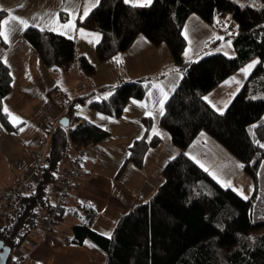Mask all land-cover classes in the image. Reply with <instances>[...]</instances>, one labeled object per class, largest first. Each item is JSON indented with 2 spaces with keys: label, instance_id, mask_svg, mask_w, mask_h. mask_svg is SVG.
<instances>
[{
  "label": "trees",
  "instance_id": "obj_1",
  "mask_svg": "<svg viewBox=\"0 0 264 264\" xmlns=\"http://www.w3.org/2000/svg\"><path fill=\"white\" fill-rule=\"evenodd\" d=\"M191 14L217 30L233 26L224 38L231 40L235 55L215 52L197 60L184 58L187 42L182 30ZM5 15L0 9V21ZM80 24L100 34L95 46L99 61L126 51L138 35L155 46L168 47L181 77L164 104L159 125L180 153L163 167V182L155 193L123 214L110 237L91 229L95 213L87 209L82 221L71 226L70 241L80 244L91 239L105 251V264H264V0H153L144 6L99 0ZM22 35L50 71L69 74L76 54L73 39L34 26L25 28ZM219 40L210 38L207 43L214 46ZM77 59L84 74L93 73L94 65L85 56ZM252 60H256L252 72L225 110H215L205 95ZM152 80L143 76L104 85L98 89L103 95L89 106L119 117L127 100L142 99ZM11 86L10 69L0 61V122L8 130L15 126L9 122L3 98ZM56 89L58 85L49 93ZM88 95L76 100L81 103ZM75 110L70 104L65 112L68 126L57 125L52 131L37 180L13 197L0 215V240L11 251L20 247L45 214L53 212L55 224L59 222L65 205H55L52 185L61 176L62 164L74 160L73 150L92 146L109 134L85 119L78 122ZM143 121L150 125L149 118ZM200 132L241 163L253 184L248 199L221 187L183 153ZM159 140L156 135L136 139L125 163L141 167L146 152ZM6 264H13L11 258Z\"/></svg>",
  "mask_w": 264,
  "mask_h": 264
},
{
  "label": "crops",
  "instance_id": "obj_2",
  "mask_svg": "<svg viewBox=\"0 0 264 264\" xmlns=\"http://www.w3.org/2000/svg\"><path fill=\"white\" fill-rule=\"evenodd\" d=\"M98 2L0 0V9L6 11L2 21L10 19L11 13L26 20L30 26L35 25L38 29L74 40L75 56L83 55L94 65L92 74H84L90 86L86 92L89 95L76 107L74 115L79 118L78 122L85 119L109 133L102 141L83 150L82 174L70 185L63 217L52 231H45L41 224L38 225L20 247L11 251L9 258L13 264H105V251L91 239L86 238L80 244L70 241L71 226L82 221L87 209L93 210L95 218L91 229L110 237L123 214L155 193L163 182V167L180 153L169 133L159 125L161 109L163 113L164 104L181 77L168 47L165 44L155 46L143 35H138L126 51L99 61L95 46L100 34L80 24ZM126 3L136 6L150 4L148 0H127ZM86 8L88 12L85 16ZM69 24V27H64ZM225 26L226 31L234 30L229 24ZM24 29L14 23L4 29L8 32L7 42L0 38V61L9 67L12 76L11 89L3 98L4 109H7L10 124L15 126L8 130L0 122V192L14 185L34 162L46 136L44 125L66 116L65 112L61 113L59 104L49 99V91L61 83L69 84L70 78L68 75L59 76L45 66L35 49L24 39ZM216 30L196 14L189 15L182 30L187 42L183 57L195 60L198 55H206L210 38L220 39L214 49L223 53L219 45L230 39L224 38L226 34H217ZM225 46L228 55L234 56L233 44ZM239 70L208 92L205 100L210 104V94L220 88L230 87V96L240 89L249 75L246 78L236 77ZM143 76L153 77L150 88L142 99H128L119 117L109 116L89 106L91 100L103 95L98 91L100 87ZM143 118L151 120L149 126ZM155 135L159 137V143L148 149L141 167L125 163L128 149L136 139L143 136L150 139ZM183 153L221 187L233 190L243 199L251 196L252 180L243 171L241 163L207 133L200 132ZM67 164V161L62 164L61 174ZM123 164L121 173L117 175ZM15 257L20 260L14 262Z\"/></svg>",
  "mask_w": 264,
  "mask_h": 264
},
{
  "label": "built area",
  "instance_id": "obj_3",
  "mask_svg": "<svg viewBox=\"0 0 264 264\" xmlns=\"http://www.w3.org/2000/svg\"><path fill=\"white\" fill-rule=\"evenodd\" d=\"M72 70V81L70 85H66L65 83H61L58 85V89L55 90V101H61V113H64L67 110L70 104H74V106H78L80 104L76 99L79 96L84 95L87 92L88 86L84 79V76L81 70L78 68L77 61L75 57L71 63ZM59 124V118L54 121L47 123L44 125V131L46 133V139L40 144V152L36 154L35 160L30 167L26 169L23 174V177L18 180L13 188L7 189L0 192V215L6 210L9 202L15 197L18 193H23L27 190L30 184L37 180V177L40 173V169L42 167L44 161V155L46 153L45 148L47 147V141L54 130L55 126ZM83 159V150L79 153L74 154V160L70 163L67 171L64 172L59 180L57 187L54 188V202L56 206H63L66 203L68 192L64 189L66 185L73 182L75 174L78 172V168L80 167L77 162L81 163ZM68 184V185H69ZM41 225L45 231H51L55 225V215L53 212H49L45 214ZM20 260L19 257H15L14 262H18Z\"/></svg>",
  "mask_w": 264,
  "mask_h": 264
},
{
  "label": "rangeland",
  "instance_id": "obj_4",
  "mask_svg": "<svg viewBox=\"0 0 264 264\" xmlns=\"http://www.w3.org/2000/svg\"><path fill=\"white\" fill-rule=\"evenodd\" d=\"M225 26V25H224ZM226 27V26H225ZM217 34H219V33H221V34H228V32H229V29H228V31H226V29L225 28H220V29H218V30H216L215 31ZM189 38V37H188ZM222 43V42H221ZM225 43H227V44H225ZM230 43H232L231 42V40H228L227 42H224V44H222V45H219V47L221 46V49L223 50V53L226 55V56H228V57H230L231 55H228V53H227V47L225 46V45H229V47H230ZM207 54L209 53V54H212L213 52H216V49H214V46H210L209 48H207ZM202 55H198L197 57H196V60L198 59V58H200ZM75 60L77 61L78 59H77V56H75ZM256 60H252V62H249V63H247L244 67H242L241 68V70H239L240 72H239V74H237V76L236 77H243V76H245V78L250 74V72H251V69H248V71L247 72H245V71H243L244 69H246V68H248V66L249 65H253L254 66V64H252L253 62H255ZM253 68V67H252ZM82 72V71H81ZM82 74H83V76H84V73L82 72ZM68 76H69V78H70V80H69V84H66V85H70V83H71V81H72V70H71V66H70V71H69V74H68ZM84 79H85V81H86V83H87V86H88V89H87V91L90 89V86L88 85V82H87V80H86V78H85V76H84ZM225 88H220V89H218V90H215V92H213V93H211L210 94V98H209V101H210V104H212L213 105V108H214V106H216L218 109H216L215 108V110H217L218 112H222V111H224L225 110V105H228L229 104V102L231 101V99L234 97V95L236 94V92L239 90H237V91H235V93L232 95V96H230V94H231V92H232V89L229 87V88H226L225 90H224ZM54 92L55 91H52L49 95L52 97V98H50V100L52 101V102H55V103H57V104H59V106H60V108H62V106H61V101H59V100H56L55 101V94H54ZM222 94V95H221ZM49 96V97H50ZM77 107V106H76ZM65 112H66V110H65ZM50 138V137H49ZM45 139H46V136H45ZM44 139V140H45ZM48 143H49V140L47 141V147L45 148V151H47V149H48ZM40 150V146H39V148H38V152H40L39 151ZM82 150H84V149H82ZM81 150H75L74 151V154H76V153H79ZM38 152L36 153V154H38ZM35 157H36V155H35ZM44 157H45V155H44ZM70 161L68 162V164H67V167L65 168V171L64 172H66L67 171V168L69 167V165H70ZM33 164V163H32ZM31 164V165H32ZM30 167V166H29ZM26 171V170H25ZM63 172V173H64ZM24 174V173H23ZM23 174L21 175V177L19 178V180L23 177ZM80 174H82V169L79 167L78 168V172H77V174H75V176H74V179H73V181H75V178L77 179V177H79L80 176ZM62 175V174H61ZM73 182H71V184H72ZM57 184H58V181L57 182H55V184H53L52 185V190H53V195H54V188H56L57 187ZM69 184V183H68ZM66 185V187H64V189L65 190H67V192L69 191V188H70V185L71 184H69V185ZM13 186L14 185H12V186H8V187H6V188H4L2 191H4V190H7V189H11V188H13Z\"/></svg>",
  "mask_w": 264,
  "mask_h": 264
},
{
  "label": "snow or ice",
  "instance_id": "obj_5",
  "mask_svg": "<svg viewBox=\"0 0 264 264\" xmlns=\"http://www.w3.org/2000/svg\"><path fill=\"white\" fill-rule=\"evenodd\" d=\"M127 2V0H126ZM148 2L150 3L151 0H148ZM87 12H88V9L86 8L85 9V12H84V15L86 16L87 15ZM10 15V19H6V20H3V21H0V38H3V40L5 42H7L8 40V32L5 31L4 29H7L10 25H13L14 23L15 24H19V25H22L24 28H28L30 25L27 23L26 20H24L23 18H18L16 16H12L11 13L9 14ZM32 26H35V25H32ZM69 25H64V27H69ZM12 30H15V28H13ZM43 30V29H41ZM119 62V61H117ZM254 64L256 62H253ZM253 65H249L248 68L244 69L243 71L247 72L248 69H250ZM163 103V101H161V104ZM225 107H227V105H225ZM5 111H7V109H5ZM125 111H127V109H125ZM151 113H149L150 115ZM161 114H162V109H161ZM247 198V197H245Z\"/></svg>",
  "mask_w": 264,
  "mask_h": 264
},
{
  "label": "water",
  "instance_id": "obj_6",
  "mask_svg": "<svg viewBox=\"0 0 264 264\" xmlns=\"http://www.w3.org/2000/svg\"><path fill=\"white\" fill-rule=\"evenodd\" d=\"M59 124L63 127H67L69 124V118L67 116H63L59 119ZM11 248L4 244L2 240H0V264H6L7 260L10 257Z\"/></svg>",
  "mask_w": 264,
  "mask_h": 264
}]
</instances>
